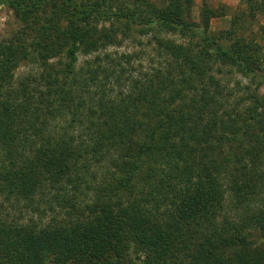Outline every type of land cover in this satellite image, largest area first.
I'll return each instance as SVG.
<instances>
[{
  "label": "trees",
  "instance_id": "16d2710c",
  "mask_svg": "<svg viewBox=\"0 0 264 264\" xmlns=\"http://www.w3.org/2000/svg\"><path fill=\"white\" fill-rule=\"evenodd\" d=\"M2 3L21 27L0 38V264H264L258 43L213 32L207 3L193 20L194 0ZM132 29L153 34V71L101 53ZM225 67L255 88L237 98ZM51 193L65 218L10 217Z\"/></svg>",
  "mask_w": 264,
  "mask_h": 264
},
{
  "label": "rangeland",
  "instance_id": "374dc122",
  "mask_svg": "<svg viewBox=\"0 0 264 264\" xmlns=\"http://www.w3.org/2000/svg\"><path fill=\"white\" fill-rule=\"evenodd\" d=\"M159 5H162L167 0H154ZM204 3H207L214 9H217L220 13L212 18L211 30L213 32H219L221 30H228L235 26V33L238 37H244L250 39L259 44V52L257 53L263 58L264 62V12L258 11L255 17L249 14L247 5L242 0H194L191 6V16L193 20L199 22L201 16V10ZM237 18V20H236ZM21 27V22L15 16L14 11L0 0V38H8L14 35ZM172 36V35H170ZM176 40L182 42L187 41L180 36H174ZM157 43L154 40L153 34H142L132 29L126 35L121 33L119 42L115 45L109 46L101 53H110L112 57L118 61V58L122 57V54H129L132 56V65H128L125 59L121 58V64H124L128 70V74L133 72L145 73L151 71L153 68L160 64L161 58L158 56L156 46ZM85 56L80 55V63L83 64ZM118 68L121 65L117 66ZM36 65L33 63L22 62L16 71L17 78L27 75L30 72H36ZM153 71V70H152ZM218 78L225 83L228 89H234L235 96L240 98L245 97L246 86L254 89L256 84H252L250 79L243 76L235 69L228 67L224 68V71L216 73ZM260 93H264V84L259 89ZM54 193V192H53ZM42 195L37 196V201ZM52 200L54 210L49 208V203L46 199ZM53 194L43 197L39 200L40 208L35 209L37 206L27 207L25 201L16 202L14 207L6 205L11 218H16L19 221H36L38 224H47L53 218L62 219L65 218L67 211L54 200ZM7 204V203H6Z\"/></svg>",
  "mask_w": 264,
  "mask_h": 264
}]
</instances>
